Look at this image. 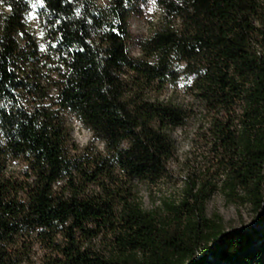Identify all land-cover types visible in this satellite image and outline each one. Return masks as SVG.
I'll list each match as a JSON object with an SVG mask.
<instances>
[{
  "label": "trees",
  "instance_id": "obj_1",
  "mask_svg": "<svg viewBox=\"0 0 264 264\" xmlns=\"http://www.w3.org/2000/svg\"><path fill=\"white\" fill-rule=\"evenodd\" d=\"M33 3L0 4V264H264V0H164L136 56V0ZM188 129L211 167L143 209ZM217 189L255 225L207 217Z\"/></svg>",
  "mask_w": 264,
  "mask_h": 264
},
{
  "label": "rangeland",
  "instance_id": "obj_2",
  "mask_svg": "<svg viewBox=\"0 0 264 264\" xmlns=\"http://www.w3.org/2000/svg\"><path fill=\"white\" fill-rule=\"evenodd\" d=\"M107 0H97V4H103ZM147 6L143 11L131 19V34L134 42L129 47L131 55H138L136 40L148 34V15L154 16L155 9L151 14H146ZM177 98H182L181 93H177ZM71 134L76 143L81 146L89 143L91 134L82 126L74 123ZM176 152L168 164V171L165 178L155 186H147L143 183L136 185L141 207L147 211L156 209L165 201L179 200L183 195V190L188 177H200L201 171L211 167L208 154L200 146L192 144L190 130H177L174 133ZM15 167V164L13 165ZM20 167V166H19ZM18 167V168H19ZM216 174V173H214ZM207 217L214 216L221 218L225 231H240L255 225V212L250 205H243L238 200L229 201L223 191L217 189L205 203ZM31 259L34 264H49L44 250L35 246Z\"/></svg>",
  "mask_w": 264,
  "mask_h": 264
},
{
  "label": "snow or ice",
  "instance_id": "obj_3",
  "mask_svg": "<svg viewBox=\"0 0 264 264\" xmlns=\"http://www.w3.org/2000/svg\"><path fill=\"white\" fill-rule=\"evenodd\" d=\"M6 2V0H0V4H4ZM118 3L121 4L122 8L124 9H128L129 8V2L130 0H117ZM164 0H143V2H141V0H136V7L138 10L140 11H143L147 6V12L146 14H151L153 12V9L157 6L158 3H163ZM47 3V0H34V3H33V7H35L36 5H41L42 7ZM11 6L9 5V8ZM29 16H31V13H29ZM148 18L150 19V15H148ZM114 23L116 24H120L121 21L118 19V20H115L113 21ZM57 23H59V21H57ZM54 26V25H53ZM111 32L113 33H116L118 36L119 35H122V32H121V28H117V27H113L110 29ZM22 35V33H21ZM53 47H55V45H53ZM41 50L43 51V46H41ZM81 51H83V49H80ZM127 51V50H125ZM60 67H63V65H61ZM190 82V81H188Z\"/></svg>",
  "mask_w": 264,
  "mask_h": 264
},
{
  "label": "built area",
  "instance_id": "obj_4",
  "mask_svg": "<svg viewBox=\"0 0 264 264\" xmlns=\"http://www.w3.org/2000/svg\"><path fill=\"white\" fill-rule=\"evenodd\" d=\"M74 123H75V125H76V124H79V125L81 126V124H80L79 122H77V121H76V122H74Z\"/></svg>",
  "mask_w": 264,
  "mask_h": 264
},
{
  "label": "water",
  "instance_id": "obj_5",
  "mask_svg": "<svg viewBox=\"0 0 264 264\" xmlns=\"http://www.w3.org/2000/svg\"><path fill=\"white\" fill-rule=\"evenodd\" d=\"M241 231V230H240Z\"/></svg>",
  "mask_w": 264,
  "mask_h": 264
}]
</instances>
